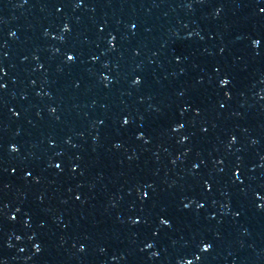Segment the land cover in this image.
Wrapping results in <instances>:
<instances>
[{"label": "water", "instance_id": "obj_1", "mask_svg": "<svg viewBox=\"0 0 264 264\" xmlns=\"http://www.w3.org/2000/svg\"><path fill=\"white\" fill-rule=\"evenodd\" d=\"M0 264H264V0H0Z\"/></svg>", "mask_w": 264, "mask_h": 264}]
</instances>
